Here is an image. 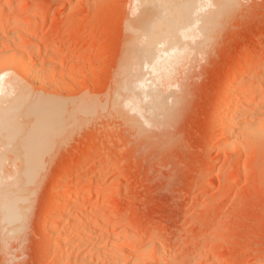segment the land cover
Returning a JSON list of instances; mask_svg holds the SVG:
<instances>
[{
	"label": "rangeland",
	"instance_id": "1",
	"mask_svg": "<svg viewBox=\"0 0 264 264\" xmlns=\"http://www.w3.org/2000/svg\"><path fill=\"white\" fill-rule=\"evenodd\" d=\"M237 3V7L234 5L233 9L231 8L233 12H227L230 16L226 13L222 18H225V22L221 21L223 25L218 27H222L220 36L213 38L216 40L206 46H210L207 50L203 47L206 51L197 45L200 39L192 42L190 48L193 49L188 48L185 55L183 54L182 60L175 66H179L178 69L175 68L177 72L175 69L171 71L174 78H169L167 84V79L164 82L158 81L156 76L141 64L142 58L137 55L140 65L139 69L134 68L136 56L130 55L131 47L128 45L131 46V38L127 26L131 22L136 23V0H0V21L4 22H0V56L4 53L2 57H5H0V73L7 70L11 75L17 71L11 76L18 79L17 81L14 78L18 84H11L14 91L11 97L14 98L10 97V100L5 102V109L9 112L4 109L6 120L12 119L16 124L12 120V124L5 120L11 126L5 128L9 131L3 132L6 135L2 138L7 141L0 140V159L4 160L0 161V168L4 167L0 169V175L4 176L0 178V192L5 191L4 187L10 181L15 183L16 188L12 187L13 185L8 186L13 190L7 189L5 198L2 192L0 193V207L2 208L5 199L12 201L14 196V199L19 197L20 200L11 202L13 206L17 204L16 207L19 208V203L22 206L25 203L24 206L28 208H25V211L24 207L23 211L20 210L21 206L19 208V213H27L19 214L25 222L21 220V227H24L20 229L22 232H19L17 237L15 235L10 238L13 240H7L10 242L7 245L5 242L4 245L0 234V264H264V128L257 129L260 135L256 129L252 131L254 136L252 133L237 132L227 135L224 128L226 114L214 115L216 108L222 103L228 81L238 73L247 77L248 89L258 88L264 92V0H238ZM17 28H21V31ZM21 35L26 38L23 37L25 46L37 47L36 53L34 51L28 55V62L33 64L36 60L34 64L38 70L35 68V72L34 65L31 64L30 70H27L29 75L25 70L22 72L21 68L16 67L19 56L14 57L9 51V48L12 50L17 47L14 46L13 40ZM137 45L133 47V51H137L142 42H137ZM192 45H195V48ZM23 46L20 47L25 48ZM13 62L15 69L11 67ZM143 70H147L148 75L144 74ZM242 75L238 80L240 77L242 80ZM43 77L46 81H43ZM47 77H54L56 85L54 78L52 81ZM126 78L129 82L134 80L133 83H144V88L137 90L145 96L147 106L152 105L156 94L163 96L161 108L150 116L147 115V118L138 117L139 120L136 117L138 112L131 108L130 102L121 104L124 106L104 103V110L101 100H107L106 97L115 92L117 82ZM35 79L37 80L34 82ZM240 80L239 84L242 82ZM41 82H44L43 85ZM17 85L25 91H21L20 87L18 89ZM18 90L19 93H16ZM153 91L156 94H153ZM20 93L23 94L22 98ZM28 97L32 98V101L35 99L31 101L33 104ZM23 98L25 102L29 100L25 103L28 106L26 108L23 104L25 107H21V100V113L16 115L19 110H15L19 105L17 99ZM81 98H88V106L91 105L85 121L77 124L75 130L73 127L67 129H73L72 133L66 130L57 135L54 122L56 102L60 101L66 105L69 101L74 102ZM123 98L122 100H125ZM257 104L256 102L253 105ZM257 107L258 112L264 116V103H259ZM21 115L27 118V123ZM28 118L34 120L33 123H30ZM18 122L19 125L20 122L24 124L19 126ZM25 124L29 130H26ZM56 137L57 146L54 144ZM50 139L54 141L51 142ZM10 143L11 147L8 149ZM2 144L7 145L6 152L11 151L10 154L3 153L5 147ZM18 145L21 149H17ZM12 147L17 151V155ZM53 147L58 148L53 152ZM49 151L50 154L53 152V155H50ZM3 154L7 158L6 161L10 159L13 162L10 164V161H7L8 168L3 165L6 162ZM12 156H18L20 164L16 161L17 157L12 159ZM32 160H36V163ZM21 165L24 166L21 168ZM9 171L13 173L10 172L12 174L9 173L6 178L5 175ZM13 174L16 177L19 175L22 179L17 181L27 187L23 186L21 190H17L19 182L9 179ZM88 180L91 182V191H99L107 200L93 207L92 198L86 202H75L72 199L74 204L66 199L64 192L74 188L80 189ZM28 186L32 187L29 192ZM24 189L27 191L23 192ZM18 192L23 196L24 193L27 195L23 197L27 202L21 200L22 194L18 195ZM67 201L69 203L65 208ZM52 202L56 204L51 208ZM62 208H65L66 216L65 219H60L63 218L64 222H67L70 218L81 217L79 221H83V226L80 224L82 229L79 228V232L82 230L81 234H84L87 231L84 235L88 236L83 239L80 235L77 239L79 249L82 247L80 254L69 251V259L55 262L52 259L54 254L63 250L61 246H54L57 240L56 227L64 223L59 219ZM97 214L103 215V221L96 219ZM111 216H114L115 227L112 231H106L104 225ZM47 222L48 224H45ZM70 232L64 234V237L67 234L74 235V231ZM116 235L122 239L119 243L121 246L112 243V238ZM121 251L124 252L120 253Z\"/></svg>",
	"mask_w": 264,
	"mask_h": 264
},
{
	"label": "bare ground",
	"instance_id": "2",
	"mask_svg": "<svg viewBox=\"0 0 264 264\" xmlns=\"http://www.w3.org/2000/svg\"><path fill=\"white\" fill-rule=\"evenodd\" d=\"M5 1H7V0H5ZM9 1V0H8ZM18 1V0H17ZM20 1V0H19ZM205 1H207V0H205ZM205 1H203V0H136V8H135V10L137 11V13H138V15H137V18H136V23H134V24H129V26H127L128 27V33H129V38H131V46H130V44L128 45L129 46V50H130V55H132L133 54V56H138V57H140V58H142V61H141V64L142 65H145V67H147V70L149 69L150 70V72H151V74H153V75H155L156 76V79L158 80V81H162L163 80V82H164V80H166L167 79V84H168V79L170 78H174L173 77V75L171 74L172 72V69H175V68H177L178 69V67H175L177 64H178V62H180L181 60H182V57H183V54L187 51V49L188 48H190V46H191V44H192V42H195V41H197V39L199 40L198 41V46H200V47H202V49H203V47H205L206 48V46H208L209 45V43L211 44V43H213L216 39H213V38H218L220 35H219V32L221 31V29H222V27H221V29L220 28H218L221 24L223 25V23L221 22V21H223L222 20V18L224 17V15H227L228 13V11H232V9H233V7H234V5L236 6V5H238V3H237V1L236 0H210L209 2L207 1V2H205ZM89 2V1H88ZM23 3H25V2H23ZM22 4V3H21ZM88 4V3H87ZM243 5V4H242ZM90 7V6H89ZM237 7V6H236ZM232 8V9H231ZM235 9H237V8H235ZM234 11V10H233ZM232 11V12H233ZM227 13V14H226ZM232 14V13H231ZM229 15V14H228ZM230 16V15H229ZM8 19V18H7ZM0 22H3V21H0ZM221 22V23H220ZM223 22H225V20L223 21ZM4 23V22H3ZM8 23V22H7ZM17 25V24H16ZM30 25V24H29ZM32 25V24H31ZM30 25V26H31ZM221 25V26H222ZM21 26V25H20ZM1 27V26H0ZM2 27H4V25L2 26ZM21 28H22V26H21ZM20 28V29H21ZM32 28V27H31ZM5 29V28H4ZM17 29H19V28H17ZM19 29V30H20ZM219 29V30H218ZM33 30V29H32ZM218 30V32L216 33V31ZM21 31V30H20ZM28 31H30V30H28ZM25 32H27V31H25ZM3 33V32H2ZM29 33V32H28ZM5 34V33H4ZM7 34V33H6ZM15 34H16V32H15ZM19 34V33H18ZM29 34H31V33H29ZM217 34V35H216ZM3 35V34H2ZM219 35V36H218ZM9 36V35H8ZM31 36H33V35H31ZM218 36V37H217ZM5 37V36H4ZM23 35H21V36H19L18 38H15L14 40H13V43H14V46H17L16 48H14V49H10L9 48V51H11V54L14 56V57H16V56H19V62H18V65H17V62L15 63V62H13L12 63V66L11 67H13L14 69H15V67H14V63L16 64V67L18 66V68H21L22 69V72H24V70H25V73L27 74V70H30V66H31V64H32V62H30V64H29V59H28V55L32 52V54H33V52L35 51V53H36V50H37V47H35V46H30V45H28V46H25V44L23 43ZM28 37V36H27ZM65 37V36H64ZM25 38V37H24ZM140 38H142V40H140ZM12 39V38H11ZM26 39V38H25ZM62 40V39H61ZM73 40V39H72ZM129 40V39H128ZM127 40V41H128ZM68 41V40H67ZM127 41H126V44H127ZM212 41V42H211ZM7 42V41H6ZM63 42H65L64 40H63ZM137 42H142V45L139 47V49H138V47H137V51L135 50V51H133V47L136 45V46H138V45H140V44H138L137 45ZM3 43V42H2ZM27 43V42H26ZM61 43V42H60ZM28 44V43H27ZM36 44V43H35ZM34 44V45H35ZM41 44V43H40ZM6 45V44H5ZM18 45H20L21 47L23 46V47H25V48H21L20 46H18ZM62 45H63V43H62ZM7 46V45H6ZM5 46V47H6ZM36 46H38L37 44H36ZM53 46V45H52ZM127 46V45H126ZM192 46H194V48H195V45H192ZM198 46H196L197 47V49H198ZM3 47V46H2ZM11 48H13V46H10ZM210 47V46H209ZM208 47V48H209ZM1 48V47H0ZM43 48V47H42ZM45 48V47H44ZM55 48V47H54ZM58 48V47H57ZM62 48V47H61ZM127 48V47H126ZM192 49H193V47H191ZM190 48V49H191ZM204 48V49H205ZM208 48H206V50L208 49ZM212 48V47H211ZM6 49L7 48H5V51H6ZM23 49V50H22ZM47 49V48H46ZM48 49H49V46H48ZM201 49V48H200ZM203 49V50H204ZM43 50H45V49H43ZM64 50V49H63ZM195 50V49H194ZM194 50H193V52H194ZM202 50V51H203ZM206 50H204V51H206ZM3 51V50H2ZM51 51V50H50ZM125 51V50H124ZM190 51V50H189ZM188 51V52H189ZM198 51H199V49H198ZM198 51H196V53L198 52ZM201 51V50H200ZM201 51V52H202ZM56 52V51H55ZM134 52H136L135 53V55H134ZM187 52V53H188ZM46 53V52H45ZM190 53H191V51H190ZM207 53V52H206ZM208 53H209V51H208ZM10 54V53H9ZM9 54L7 55V58H8V56H9ZM10 54V56H11V58H12V55ZM47 54H49V53H47ZM46 54V55H47ZM53 54V53H52ZM126 54V53H125ZM2 55H4V53L3 54H1V58H5V57H2ZM69 55V54H68ZM76 55V54H75ZM185 55V54H184ZM200 55V54H199ZM36 56V55H35ZM65 56V55H64ZM137 56L136 57H134L136 60H135V66H134V68H136V69H139L138 68V65H140V60H137ZM206 56V55H205ZM13 57V58H14ZM30 57V56H29ZM51 57V56H50ZM68 57V56H67ZM132 57V56H131ZM131 57H129L130 59H131ZM200 57H201V55H200ZM249 57V56H248ZM1 58H0V60H1ZM32 58V57H31ZM63 58V57H62ZM139 58V59H140ZM9 59V58H8ZM8 59H6V60H8ZM44 59V58H43ZM55 60H56V58H54ZM54 59H52V60H54ZM69 59V58H68ZM67 59V60H68ZM5 60V59H4ZM15 60V59H14ZM30 60H32V59H30ZM61 60V59H60ZM73 60V59H72ZM82 60V59H81ZM134 59H132V61H133ZM185 60V59H184ZM247 60V59H246ZM253 60V59H252ZM36 61V60H35ZM35 61H33V64H32V66L34 65V68H33V70L36 68V66H35V64H34V62ZM50 61V60H49ZM69 61V60H68ZM77 61H78V59H77ZM131 61V62H132ZM254 61V60H253ZM5 63H6V61H4ZM8 62H10V60H8ZM48 62V61H47ZM60 63H62L61 61H59ZM125 62V61H124ZM128 62H129V60H128ZM254 62H256V61H254ZM1 63H2V61H1ZM42 63H43V61H42ZM41 63V64H42ZM58 63V62H57ZM83 63H85V62H83ZM126 63V62H125ZM137 63V64H136ZM4 64V63H3ZM11 64V63H10ZM37 64V63H36ZM53 64V63H52ZM129 64H130V62H129ZM133 64V63H132ZM241 64H242V61H241ZM6 65H7V63H6ZM38 65V64H37ZM83 65V64H82ZM86 65H88L87 63H86ZM260 65V64H259ZM9 66V65H8ZM20 66V67H19ZM40 66V65H39ZM58 66V65H57ZM66 66V65H65ZM72 67H73V65H71ZM127 66V65H126ZM133 66V65H132ZM44 67V66H43ZM83 67H86V66H83ZM122 67V66H121ZM128 67V66H127ZM141 67V66H140ZM17 68V69H18ZM39 68V67H38ZM69 68V67H68ZM142 68H143V66H142ZM2 69V68H1ZM0 69V70H1ZM11 69V68H10ZM37 69V68H36ZM44 70H45V68H43ZM47 69V68H46ZM67 69V68H66ZM78 69V68H77ZM122 69V68H121ZM120 69V70H121ZM128 69H130V70H132L131 69V67H128ZM144 69V68H143ZM11 70H13V69H11ZM19 70V69H18ZM32 70V69H31ZM38 70V69H37ZM40 70V69H39ZM50 70V69H49ZM72 70V69H71ZM134 70V69H133ZM141 70V69H140ZM146 70V72L144 71V74H147V71ZM249 70V69H248ZM14 71V70H13ZM35 72H36V70H34ZM43 71V70H42ZM57 71V70H56ZM55 71V72H56ZM69 71V70H68ZM77 71H79V70H77ZM126 71V70H125ZM135 71V70H134ZM134 71H133V75H134ZM143 71H141V74L143 73ZM175 71L177 72V70L175 69ZM17 72V71H16ZM15 72V73H16ZM19 72V71H18ZM20 72H21V70H20ZM30 72V71H29ZM35 72H33V73H35ZM40 72V71H39ZM38 71H37V73H39ZM45 72V71H44ZM60 72V71H59ZM121 72V71H120ZM127 72V71H126ZM126 72L124 73V74H126ZM132 72V71H131ZM15 73H11V75H13V74H15ZM24 73V74H25ZM32 73V74H33ZM54 73V72H53ZM64 73V72H63ZM83 73V72H82ZM136 73H139V72H136ZM236 73V72H235ZM253 73V72H252ZM257 73V72H256ZM23 74V73H22ZM24 74H23V76H24ZM47 74V76H48V73H46ZM55 74V73H54ZM79 74V73H78ZM87 74H89V72L87 73ZM122 74V73H121ZM120 74V75H121ZM128 74H129V71H128ZM176 74V73H175ZM174 74V75H175ZM244 74H245V72H244ZM250 74V73H249ZM11 75H9V72L6 70L5 72L3 71V72H1L0 73V133L2 134V136H1V134H0V137L2 138L3 137V135L5 134H3V132H5L6 130H5V128L7 127V126H11V124H12V122H13V120H12V122H11V120H9L10 122H11V124H7L9 121L8 120H6V117H7V115H6V113H5V110L7 111L8 109H5V102H7L8 100H10V97H11V95L13 94V87H12V83L13 82H17L18 81V79H17V77H14V78H16L17 79V81L11 76ZM27 75H29V73L27 74ZM41 76L42 77V75L41 74H38V76ZM44 75V74H43ZM51 74H49V76H50ZM58 75V74H57ZM85 75V74H84ZM116 75V74H115ZM127 75V74H126ZM125 75V76H126ZM139 75H140V73H139ZM148 75V74H147ZM150 75V74H149ZM170 75H172L171 77H170ZM184 75V74H183ZM241 75H242V73H241ZM239 73H238V75H236V76H232L233 78L232 79H230V81H228V83H227V85H226V88H225V92H224V95H223V98H222V103H221V105L219 106V107H217L216 108V110H215V112H214V115L216 116H221V115H223V114H226V119H225V131H226V133H227V135H232L234 132H237L238 134L240 133V134H251V135H253V132L252 131H254L255 129L257 130V129H262V127L264 128V116L263 115H261L259 112H258V110H257V106H258V104L259 103H264V92L263 91H261L260 89H258V88H252L253 90H250V89H248L247 88V86H246V82L248 83L249 81H247V77L245 76H243L242 75V80H240L241 79V77L239 78V80H240V84L238 83L239 82V80H238V77L239 76H241ZM246 75V74H245ZM10 76V77H9ZM14 76V75H13ZM17 76V75H16ZM26 76V75H25ZM24 76V77H25ZM31 76V75H30ZM29 76V77H30ZM36 76V75H35ZM66 76H67V73H66ZM65 76V77H66ZM75 76V75H74ZM80 76V75H79ZM151 76V75H150ZM19 77V76H18ZM29 77H26V78H29ZM56 77H58V76H56ZM62 77V76H61ZM77 77V76H76ZM75 77V78H76ZM252 77V76H251ZM38 78V77H37ZM44 79H45V77H43ZM42 78V79H43ZM48 79L49 78H51V80L53 81V78L52 77H47ZM84 78V77H83ZM82 78V79H83ZM137 78H139V76L137 77ZM189 78V77H188ZM31 79H33V75H32V78ZM47 79V81L48 82H50L49 80ZM118 79V78H117ZM127 79V78H126ZM126 79H123V80H121L119 83L117 82V86H116V88H115V92L112 94L111 93V90H109V92L111 93V96L109 95V97H106L107 98V100H101V102H102V105L101 106H103V104L104 103H108V104H110L111 103V105L113 106V105H115V106H120L121 104H127V103H131L132 104V107L131 108H133L134 110H136L137 112H138V116L136 115V117L138 118V117H140L141 119H142V117L143 118H147V115H149L150 116V114L152 113V112H154V111H157V110H159V108H161L160 106L162 105V102H163V98H161V97H163V96H159V94H156L154 91H153V94H156V96H155V99L153 100V103H152V105L151 106H147L146 104H145V99H144V97L145 96H142L138 91L139 90H137V89H141L142 87L144 88V83L143 82H140V81H138V82H134L133 83V81L132 82H129L128 81V79L126 80ZM130 79H131V76H130ZM148 79V78H147ZM146 79V80H147ZM152 79V78H151ZM170 79H169V81H170ZM181 79V78H180ZM193 79V78H192ZM253 80H254V78H252ZM15 80V81H14ZM21 80V79H20ZM37 79H35L34 80V82L36 81ZM67 80V79H66ZM70 80V79H69ZM115 80V79H114ZM149 80V79H148ZM153 80V79H152ZM154 80H155V78H154ZM248 80H250V79H248ZM40 81H41V79L40 80H38V82H39V84H40ZM43 81H46V79L45 80H43ZM51 81V82H52ZM57 81V80H56ZM88 81V80H87ZM172 81V80H171ZM181 81V80H180ZM38 82H36V84L38 83ZM65 82V81H64ZM79 82H82V81H79ZM115 82V81H114ZM156 82V81H155ZM262 82V81H261ZM22 83H24V82H22ZM42 83V82H41ZM44 83V82H43ZM43 83L41 84V85H43ZM54 83H55V85H56V83L57 82H55V78H54ZM62 83V82H61ZM72 83V82H71ZM111 83H113V82H111ZM166 83H165V85H166ZM17 84H18V82H17ZM47 84V83H46ZM51 84V83H50ZM153 84V83H152ZM159 84V83H158ZM260 84V83H259ZM264 84V83H263ZM24 85V84H23ZM58 85H59V83H58ZM62 85V84H61ZM190 85V84H189ZM18 86V85H17ZM44 86H46V85H44ZM50 86V85H49ZM51 86H53V84L51 85ZM159 86H160V84H159ZM164 86V83H163V85H162V87ZM188 86V85H187ZM251 86H253V85H251ZM256 85H254V87H255ZM19 87H20V89H21V91L24 89V88H21V86L19 85L18 86V89H19ZM57 87V86H56ZM60 87V86H59ZM161 87V86H160ZM168 87V86H167ZM167 87H165L166 89H167ZM180 87H181V84H180ZM250 87V86H249ZM262 87H263V85H262ZM17 88V87H16ZM52 88V87H51ZM54 88V87H53ZM73 88V87H72ZM85 88V87H84ZM145 88H146V86H145ZM150 88V87H149ZM153 88V87H152ZM182 88V87H181ZM261 88V87H260ZM49 89V88H48ZM78 89V88H77ZM163 89V88H162ZM165 89V90H166ZM176 89V88H175ZM29 90V89H28ZM55 90H56V88H55ZM81 90V89H80ZM142 90H146V89H142ZM19 91L20 90H18V92H16V93H19ZM24 91H25V89H24ZM23 91V92H24ZM179 91V90H178ZM28 92V91H27ZM27 92H26V94H27ZM45 92V91H44ZM149 92V91H148ZM92 93V92H91ZM157 93H159L158 91H157ZM161 93V92H160ZM165 93V92H164ZM20 94H22V93H20ZM26 94L24 95V96H26ZM109 94V93H108ZM29 95V94H28ZM145 95V94H144ZM167 95V94H166ZM187 95V94H186ZM30 96V95H29ZM165 96V95H164ZM23 97V94H22V96H21V98ZM27 97V96H26ZM30 97H32V96H30ZM35 97V96H34ZM125 98V100H122V98ZM152 97V96H151ZM12 99L14 98V97H11ZM20 98V97H19ZM105 98V99H106ZM109 98V99H108ZM123 98V99H124ZM154 98V97H153ZM28 99L30 100V102L32 101V98L30 99L29 97H28ZM88 99V98H87ZM87 99H77L76 101H74V102H68L66 105H64L62 102H60V101H57L56 102V104H55V112H54V122H55V131H56V133H57V135H61V134H63L64 132H66V130L68 129V128H72L73 127V129L75 130V128H77L76 127V125L78 124L79 125V123L80 122H82V120H84V118H86V116H87V112H88V108L91 106H88V100ZM99 99H101V98H99ZM18 100V102H17V104H19V102L22 100V103H21V107H25V106H23V104L24 105H26V108H27V104H25V103H27V102H29V100H26L27 102H25V99L23 98V99H17ZM24 100V101H23ZM35 99H33V101H34ZM93 100V99H92ZM94 100H96V99H94ZM151 100H152V98H151ZM150 100V101H151ZM16 101V100H15ZM15 101H12L13 103H15ZM32 101V102H33ZM97 101V100H96ZM106 101V102H105ZM108 101V102H107ZM126 101V102H125ZM166 101V100H165ZM11 102V103H12ZM24 102V103H23ZM31 102V103H32ZM90 102H91V100H90ZM95 101H93V103H94ZM258 103L257 105H253L254 103ZM37 103V102H36ZM40 103V102H39ZM38 103V104H39ZM92 103V104H93ZM147 103V102H146ZM150 103V102H149ZM8 104V103H7ZM30 104V103H29ZM33 104V103H32ZM41 104V103H40ZM89 104H91V103H89ZM99 104V103H98ZM105 104V105H106ZM15 105V104H14ZM96 105V104H95ZM105 105L103 106L104 107V110H105ZM129 105V104H128ZM127 105V106H128ZM166 105V104H165ZM261 105V104H260ZM12 106V105H11ZM37 106V105H36ZM97 106V105H96ZM99 106V105H98ZM100 106V108L101 109H103L102 107ZM114 106V107H115ZM121 106H124V105H121ZM7 107V106H6ZM14 107V106H13ZM16 107V106H15ZM14 107V108H15ZM19 107V108H18ZM18 107H16V109L15 110H18V112L16 113V115H18V113L20 112L21 113V110H20V104L18 105ZM261 107V106H260ZM259 107V108H260ZM23 108H22V110H23ZM91 108H93V107H91ZM122 108V107H121ZM166 108V107H165ZM248 108H250V109H248ZM5 109V110H4ZM11 109V108H10ZM113 109V108H112ZM117 109H119V108H117ZM129 109V108H128ZM261 109V108H260ZM259 109V110H260ZM24 110H26V109H24ZM36 110V109H35ZM91 110V109H90ZM97 110V109H96ZM126 110V109H125ZM12 111H13V109H12ZM12 111H11V117H12V115H13V113H14V111H13V113H12ZM38 111V110H37ZM92 111H93V109H92ZM122 111V110H121ZM162 111V110H161ZM8 112H9V110H8ZM16 112V111H15ZM40 112V111H39ZM39 112H37V113H39ZM110 112V111H109ZM114 112H116L115 110H114ZM125 111H123V113H124ZM132 112H133V110H132ZM160 112V111H159ZM91 113V111H89V114ZM263 113V112H262ZM135 114V113H134ZM20 115V114H19ZM22 115H24L23 114V112H22ZM21 115V117L22 118H24V116H22ZM51 115V114H50ZM50 115H48L49 117H50ZM92 115V114H91ZM14 117H15V115H14ZM13 117V118H14ZM16 117H20V116H16ZM26 117V116H25ZM52 117V116H51ZM136 117H134V119L136 118ZM223 117V116H222ZM9 119H10V117H8ZM30 118H32L33 119V117H30ZM30 118H28V119H30ZM140 118H138V120L140 119ZM20 119V118H19ZM27 118H24V120H26ZM134 119H132V120H134ZM217 119V118H216ZM5 120L6 121H8L7 123L5 122ZM15 120V119H14ZM18 120V118L16 119V121ZM23 120V121H24ZM42 120H43V118H42ZM21 121V120H20ZM22 121V122H23ZM27 121L28 120H26V123H27ZM32 121H34V120H29V122L30 123H33ZM85 121V120H84ZM144 121H146V120H144ZM148 121V120H147ZM221 121V120H220ZM22 122H20V125H19V122L17 123V125H19V126H21V123ZM28 122V123H29ZM53 122V123H54ZM223 122V121H222ZM4 123H6V124H4ZM13 123H15V122H13ZM24 123H25V121H24ZM24 123H22V124H24ZM30 123L28 124V125H30ZM83 123V122H82ZM135 123H137L136 121H135ZM153 123V122H152ZM16 124V123H15ZM14 124V125H15ZM26 125L27 124H25V128H26ZM77 125V126H78ZM217 125V124H216ZM223 125V126H224ZM13 126V125H12ZM222 126V127H223ZM8 127V128H9ZM31 127V126H30ZM75 127V128H74ZM221 127V128H222ZM258 127H260V128H258ZM20 128H24V127H20ZM20 128H18L21 132H22V130L20 129ZM25 128H24V130H25ZM28 128V127H27ZM26 128V130H29V128L27 129ZM79 128V127H78ZM217 128V127H216ZM11 129V128H10ZM67 130V131H69L70 133H72V131H74V130ZM15 130H17V129H15ZM7 131H9V130H7ZM6 131V132H7ZM258 131V130H257ZM257 131H255V132H257ZM11 132V131H10ZM16 132V131H15ZM23 132H27V131H23ZM33 132V131H32ZM69 132H67L66 134L68 135V133ZM254 132V133H255ZM17 133V132H16ZM47 133V132H46ZM52 133H53V131H52ZM55 133V132H54ZM70 133H69V136H70ZM260 132L258 131L257 132V134H259ZM261 133H262V130H261ZM10 134V133H9ZM12 134V133H11ZM10 134V135H11ZM15 134V133H14ZM21 134V133H20ZM24 134H26V133H23V135ZM215 134V133H214ZM238 134H236V135H238ZM263 134V133H262ZM261 134V135H262ZM6 135V134H5ZM4 135V136H5ZM260 135V134H259ZM259 135H257V136H259ZM19 136L20 135H18L17 137L19 138ZM37 136H39V135H37ZM42 136V135H41ZM46 136H48V135H46ZM68 136V137H69ZM243 136V135H242ZM254 136V135H253ZM255 136H256V133H255ZM10 137V136H9ZM64 139L66 138L65 136H62ZM62 137H60L61 138V140L63 139ZM232 137V136H231ZM246 138H247V136H245ZM260 137V136H259ZM44 138H46V137H44ZM249 138V137H248ZM255 138V137H254ZM261 138V137H260ZM259 138V139H260ZM263 138V137H262ZM6 140L5 138H2V139H0L1 141H3L4 142V140ZM20 139H22V137L20 138ZM19 139V140H20ZM26 139V138H25ZM235 139V138H234ZM239 139V138H238ZM253 139V138H252ZM16 140V139H15ZM14 140V141H15ZM19 140H17V141H19ZM24 140V139H23ZM39 140V139H38ZM57 140V137H56V139H55V141ZM66 140H67V138H66ZM236 140H237V138H236ZM255 140H257V138L255 139ZM7 141V140H6ZM16 141V142H17ZM47 141V140H46ZM50 141H51V139H50ZM52 141H54V140H52ZM51 141V142H52ZM60 141V140H59ZM230 141V140H229ZM20 142H22V141H20ZM38 142V144H39V141H37ZM61 142V141H60ZM72 142V141H71ZM233 142V141H232ZM7 143V142H6ZM11 143H14V142H11ZM11 143L10 144H8V145H10V146H8V149H9V147H11ZM23 143V142H22ZM42 143V142H41ZM45 143V142H44ZM48 143H50V142H48ZM57 143H58V140L56 141V143H54V144H56V146H57ZM5 144V143H4ZM19 145H20V143H18ZM234 144V143H233ZM240 144V143H239ZM13 145H15V144H13ZM18 145V147L19 148H17V149H21L20 148V146ZM59 145V144H58ZM68 145H70V144H68ZM235 145V144H234ZM2 146H4L5 147V150L3 151V153H7L6 152V146L7 145H3L2 144ZM32 146V145H31ZM46 146V145H45ZM13 147H15V146H13ZM12 147V148H13ZM22 147V146H21ZM237 147H238V145H237ZM27 148V147H26ZM54 148V147H53ZM56 148V147H55ZM54 148V150H53V152L58 148H56L55 149ZM91 148V147H90ZM7 149V150H8ZM14 150H13V152H14V154L17 152H15V148H13ZM16 149V150H17ZM37 149V148H36ZM0 150H1V148H0ZM11 150V149H10ZM38 150V149H37ZM11 152V151H10ZM10 152L9 153H7V154H10ZM20 152V151H19ZM22 152H24L23 150H22ZM43 152V151H42ZM53 152L50 154V151H49V154L50 155H53ZM21 153V152H20ZM13 154V155H14ZM48 154V155H49ZM15 155H17V154H15ZM11 156V155H10ZM21 156V155H20ZM22 156H23V154H22ZM22 156H21V158H22ZM31 156V155H30ZM38 156V155H37ZM93 156V155H92ZM3 157H4V154H3ZM13 157V158H12ZM11 158L12 159H14V157H17V159H16V161H17V163H18V161L20 160V158H18V156H12ZM10 158V157H9ZM43 158V157H42ZM49 158V157H48ZM4 159H5V161H6V159L7 158H5L4 157ZM11 159V160H12ZM24 159H25V157H24ZM23 159V160H24ZM39 159V158H38ZM45 159V158H44ZM83 159V158H82ZM9 161H10V159H8ZM7 160V161H8ZM41 160V159H40ZM40 160H38V161H40ZM0 161H3L4 162V160H1L0 159ZM7 161L5 162V164L3 163V165H5L6 167H7V165H6V163H7ZM22 161V160H21ZM33 162L34 161H36V160H32ZM11 162L12 161H10V164H11ZM20 162V161H19ZM23 162V164H26V162L25 161H22ZM21 162V163H22ZM27 162H29V161H27ZM47 162V161H46ZM13 163V162H12ZM15 163V162H14ZM32 163V162H31ZM34 163H36V162H34ZM7 164H9V162L7 163ZM18 164H20V163H18ZM28 164V163H27ZM33 164V163H32ZM2 165V164H1ZM22 166H24V165H21V168H22ZM33 166V165H32ZM14 167V166H13ZM15 167H16V165H15ZM19 167V166H18ZM4 168V167H3ZM3 168H0V169H3ZM8 168V167H7ZM24 168V167H23ZM6 169V168H5ZM4 169V170H5ZM69 169V168H68ZM11 170H12V168H11ZM18 170H19V168H18ZM24 170V169H23ZM2 171V170H1ZM6 171V170H5ZM13 171H14V168H13ZM13 171H9L5 176H6V178H7V175L10 173V172H12L13 173ZM22 171V170H21ZM21 171H19V172H21ZM81 171V170H80ZM3 172V171H2ZM19 172H18V174H19ZM12 173H10V175L12 174ZM15 173V172H14ZM25 173V172H24ZM1 174V173H0ZM5 174V173H4ZM20 175L22 176V174L20 173ZM25 175V174H24ZM1 177L0 178H2V176H3V174L2 175H0ZM9 176V175H8ZM13 176H15L14 174H13ZM13 176H11L12 178H9L10 180H12L13 182H14V179L17 181L19 178L20 179H22L19 175H17V177L15 178V177H13ZM27 176V175H26ZM30 176V175H29ZM32 176V175H31ZM4 177V176H3ZM38 177V176H37ZM65 177V176H64ZM28 178V177H27ZM32 178H30V180H31ZM61 179V178H60ZM2 181H3V179H1ZM7 180V179H6ZM6 180H5V183H7V182H9L8 180H7V182H6ZM91 180V179H90ZM26 181V180H25ZM35 181V180H34ZM37 181V180H36ZM63 181V180H62ZM4 182V181H3ZM17 182H19V187L17 186V190L19 189V190H21L22 188L21 187H23L22 186V184L20 185V181H17ZM17 182H16V184H17ZM21 182H22V180H21ZM23 182H24V180H23ZM68 182V181H67ZM5 183H3L4 184V186H5ZM11 183V185H9ZM59 183V182H58ZM9 184H6V186L4 187L5 188V191H2L1 190V194H2V196H3V198H5V196L7 195V193L6 192H8L7 191V189H12L13 190V188H9L8 186H12V187H14V185H15V183L14 184H12V182L10 181L9 182ZM35 185H36V182L34 183ZM67 184V183H66ZM70 185V184H69ZM0 187H2V186H0ZM7 187V188H6ZM25 188L27 187V185L26 186H24ZM72 187V186H71ZM3 188V189H4ZM14 188H16V186L14 187ZM58 188H59V186H58ZM63 188V187H62ZM70 188V187H69ZM28 192H29V189H30V191H31V189H32V187L31 186H28ZM65 189H67V188H65ZM16 190V189H15ZM14 190V191H15ZM57 190V189H56ZM64 190V189H63ZM112 190V189H111ZM11 191V190H10ZM13 191V193L12 194H14L15 192ZM27 190L26 189H24V191L23 192H26ZM112 191H114V190H112ZM3 192H5L6 194L5 195H3L4 193ZM21 192V191H20ZM20 192H18V195H21V194H19ZM94 192V191H93ZM92 191H91V182L88 180L87 182H84V184H83V186L82 187H80V189H78V188H74V189H71V190H67L66 192H64V196H66V199L67 200H71V201H75V202H81V201H84V202H86V200H89L90 198H92V201H91V203H92V206L93 207H96V206H98V205H100V204H102V202L104 201V200H107L104 196H103V194H101V193H99V191H97V193L95 194V193H93ZM113 193V192H112ZM62 194V193H61ZM111 194V193H110ZM115 194V193H114ZM9 195H10V192H9ZM17 195V194H16ZM26 194L24 193V196H25ZM2 196H0V197H2ZM13 196V195H12ZM23 194H22V201H26L25 199H23ZM33 196V195H32ZM56 196V195H55ZM60 196V195H59ZM16 197V196H15ZM18 197V196H17ZM25 197H27V195L25 196ZM61 197V196H60ZM13 198V200L12 201H9V199L7 198V199H5L3 202H2V208H1V211H0V234H1V237H2V241H4V245H5V242H6V245H7V243L8 242H10V241H7V240H13V239H10V238H14V236L15 237H17V234H19V232L21 233L22 232V230H20V229H23V227H21L22 226V224L20 223L21 222V220H24L23 218H21V214L23 215V214H26L27 212H23V213H21V211H20V213H19V208H21L20 210H22L23 209V207H24V211H25V208L27 207V206H24V204H23V206L19 203L18 204V206H19V208L18 207H16V205H14L13 206V204L11 203V202H13L14 203V201H18V199H19V197H18V199L16 200V199H14V196L12 197ZM56 198V197H55ZM54 198V199H55ZM59 198V197H58ZM108 198V197H107ZM64 199H65V197H64ZM73 199V200H72ZM109 199V198H108ZM2 200V199H1ZM11 200V199H10ZM20 200V199H19ZM27 200H28V198H27ZM58 200H60V198L58 199ZM111 200H113V199H111ZM57 201V200H56ZM61 201V200H60ZM74 201H73V204H74ZM27 202V201H26ZM53 203V205L52 206H50L51 208L56 204V202H52ZM58 203H59V201H58ZM67 203H69L68 201L65 203V205L67 204ZM61 204V203H60ZM72 204V203H71ZM72 204V205H73ZM76 204V203H75ZM77 205H78V203H77ZM21 206V207H20ZM55 207V206H54ZM63 207V206H62ZM14 208H17V209H14ZM65 208H67V205L65 206ZM65 208H62V209H60L61 211H60V213H59V219H60V217H65L66 216V210H65ZM28 208H26V210H27ZM54 209V208H53ZM93 209V208H92ZM55 210V209H54ZM16 211H18V213L16 212ZM23 211V210H22ZM51 211V210H50ZM57 211H59V210H57ZM48 212V211H47ZM53 212V211H52ZM78 212V211H77ZM48 213H50V212H48ZM20 214V215H19ZM46 214V213H45ZM52 214V213H51ZM82 214V213H81ZM48 215V214H47ZM98 215V214H97ZM27 216V215H26ZM55 216V215H54ZM58 216V215H57ZM75 216H77V215H75ZM96 216V215H95ZM105 216H107V215H105ZM46 217H48V216H46ZM70 217V216H69ZM68 217V218H69ZM72 217V216H71ZM78 217H79V214H78ZM97 218L96 219H98V221L100 222V221H103V215H98V216H96ZM25 219H26V217H24ZM49 218V217H48ZM63 218H62V220H63ZM80 218L81 217H79V218H70V219H68V221L67 222H64L65 220H63V224L60 226V227H56V228H53V229H56V231H55V234H56V242L54 243V246H56V247H59V246H61L62 247V249L63 250H61L58 254L56 253V254H54V257L52 258L53 259V261H57V262H62V261H65V260H67V259H69V257L71 256V255H68V252L69 251H75L77 254L79 253L80 254V249L82 248H80L79 249V243H78V237L80 236V238L82 237L83 239L86 237V236H88V235H84V234H86L85 232H87V231H83L84 232V236L81 234V231L82 230H80V232H79V228L80 229H82L81 227H79L80 226V224H81V226H83L82 224H83V221H79L80 220ZM46 219V218H45ZM57 219V218H56ZM65 219V218H64ZM83 219V218H82ZM81 219V220H82ZM95 219V220H96ZM106 219V218H105ZM27 220V219H26ZM61 220V219H60ZM61 220V221H62ZM86 220V219H85ZM45 221V220H44ZM97 220H96V222H98ZM24 222H25V220H24ZM82 222V223H81ZM85 223V222H84ZM87 223V222H86ZM102 223V222H101ZM105 223V222H104ZM104 223H102V224H104ZM21 224V225H20ZM25 224V223H24ZM45 224H48V222L47 223H45ZM50 224V223H49ZM101 224V225H102ZM114 216H111L109 219H108V221H107V223L104 225L105 227V230L107 231V230H111L112 228L114 229ZM28 225V224H27ZM59 226V225H58ZM117 227V226H116ZM112 229V230H113ZM104 230V229H103ZM111 230V231H112ZM70 231H74V235H73V233H72V236L71 235H68L69 234V232ZM66 233H68L67 234V236L66 237H64V234H66ZM71 233V232H70ZM54 234V235H55ZM105 234V233H104ZM53 235V236H54ZM90 236V235H89ZM120 236V235H119ZM64 237V238H63ZM20 238V237H19ZM53 238V237H52ZM88 238V237H87ZM82 239V240H83ZM94 239V238H93ZM77 240V241H76ZM80 241H81V239H79ZM92 240V239H91ZM123 240H124V238H123ZM54 241V240H53ZM83 241H85V240H83ZM121 241H122V239H121V237H118L117 235H116V237H113L112 238V243L113 244H115V245H118L119 243H121ZM126 241V240H125ZM78 244H77V243ZM82 242V241H81ZM89 242V241H88ZM124 243V242H123ZM130 243V242H129ZM56 244V245H55ZM58 245V246H57ZM82 245V244H81ZM88 245V244H87ZM120 245V244H119ZM123 245V244H122ZM86 246V245H85ZM84 246V247H85ZM121 246V245H120ZM114 247V246H113ZM118 248V247H117ZM95 249V248H94ZM115 249V248H114ZM91 250H92V248H91ZM115 251V250H114ZM125 251V250H124ZM124 251H121L120 253H123ZM74 252V253H75ZM113 252V251H112ZM114 253V252H113ZM89 254V253H88ZM112 254V253H111ZM115 254V253H114ZM119 254V253H118ZM122 255V254H121ZM125 255V254H124ZM10 256V255H9ZM14 256V255H13ZM50 256H52V255H50ZM113 257V256H112ZM115 257V256H114ZM117 257V256H116ZM122 257V256H121ZM120 258V257H119ZM81 259V258H80ZM84 259V258H83ZM82 259V260H83ZM121 259V258H120ZM114 261V260H113ZM87 263V262H86ZM83 264H84V262H83ZM116 264H117V262H116Z\"/></svg>",
	"mask_w": 264,
	"mask_h": 264
}]
</instances>
